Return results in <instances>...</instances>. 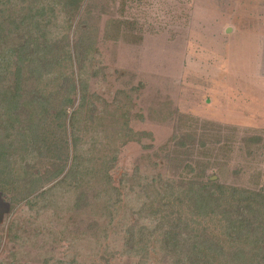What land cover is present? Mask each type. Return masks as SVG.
Listing matches in <instances>:
<instances>
[{"label":"rangeland","instance_id":"rangeland-1","mask_svg":"<svg viewBox=\"0 0 264 264\" xmlns=\"http://www.w3.org/2000/svg\"><path fill=\"white\" fill-rule=\"evenodd\" d=\"M56 1L57 10L65 7L68 12L72 6ZM180 1L181 8L176 0H84L69 20L62 14L65 25L55 41L63 49L68 41L72 45L77 41L82 47L80 57L88 63L85 81L92 105L80 107L76 94L68 113L79 112L74 123L83 129L79 134L88 147L83 148L87 150L81 159L89 157L90 164L71 169L65 181L61 180L67 169L51 178L37 192L56 186L54 191L37 205L27 204L30 197L8 202L9 196L5 200L0 194L3 264H42L51 253L58 258L69 253L72 264H190V237L196 232H207L223 244L219 259L251 264V245L224 242L225 231L192 213V204L184 196L177 212L174 205L165 208L155 190L158 182L195 175L197 170L192 169L200 164L209 167L207 175L214 182L264 194L263 2ZM22 4L13 0L8 6L0 4V9L19 10ZM228 12L244 33L232 35L231 26L221 25L228 20ZM118 18L126 22L120 26L119 40L111 27ZM82 28H88L89 38L93 36L92 46L91 40L83 41ZM58 68L71 77L79 64L64 59ZM25 70L29 100L22 106L24 112L29 111L31 98L51 93L56 97L64 86L62 76L56 84L47 85ZM69 123L68 133L73 134ZM13 149L11 166L18 169L23 182L30 181L33 171L40 175V169L49 168L46 174L52 177L53 165L48 166L42 156H36L28 168V154L23 149L13 154ZM150 181L158 188L152 186L154 193L145 194ZM179 217L192 222L182 235L189 236L182 255L169 241L182 230L171 224ZM141 224H146L147 239L137 246L148 244L151 249L140 263L129 254H116L115 260L110 254L116 252L112 240L120 243L128 225L141 230ZM155 228L154 238L150 237ZM108 245L110 253L105 252ZM241 251L247 256L238 259L235 253Z\"/></svg>","mask_w":264,"mask_h":264},{"label":"trees","instance_id":"trees-1","mask_svg":"<svg viewBox=\"0 0 264 264\" xmlns=\"http://www.w3.org/2000/svg\"><path fill=\"white\" fill-rule=\"evenodd\" d=\"M26 1H28L27 6L24 5ZM178 1L180 0H176L175 5L181 8L182 1ZM22 2L19 10L11 11L10 7L0 9V194L2 197L6 196L5 200L9 196L8 202L13 200L20 202L30 197L26 201L27 204L37 205L39 200L45 199L54 191L56 186L42 190L40 193L37 192L51 178L55 179L59 175L61 176L67 169V173L61 180L65 181L69 178L68 175H71V169L79 168L82 164H90L89 157L81 159L84 158V152L87 150L83 148L88 147L82 142L83 136L79 134V130L83 129L74 123L79 112L75 110L69 115L68 108L74 106V95L76 94H79L80 107L92 105V103L88 99L89 86L85 81V70L88 63L82 61L79 53V48L82 49V47L78 46L77 41L74 45L68 41L63 49L62 45L54 39L60 34V27L65 25L61 21L65 16L62 14H66L67 20H69L72 17L71 14L80 10L84 0H65L64 3L72 5L68 12L65 7L57 10L59 2L56 0H42V2L40 0L35 2L34 0H22ZM0 4L8 6L13 4V0H0ZM124 23H126L125 20L118 18L114 19L111 24V27L115 28L118 40L121 34L120 26ZM133 24L129 26L135 28L136 26ZM67 28L70 29L68 26ZM87 29H83V41L91 40L90 46H92L94 39L93 36L88 37ZM128 34H124L123 37L126 39ZM131 38L133 39L132 35ZM41 39H44L42 43ZM24 47H29V49L24 52ZM62 52H66V55L61 54ZM64 59L72 65L73 63L76 65V61L79 64L78 72L73 70L71 77L58 68ZM92 60L94 58L89 59L90 62ZM25 69H30V72L37 76L38 80L45 81L47 85L56 84L60 76L65 82L60 91L56 92L58 94L56 97L51 93V95L31 98L30 108L27 112L22 110V106L29 100L27 96L28 81L24 77L25 71H28ZM44 92H46L45 87ZM67 122H70L73 134L72 132L68 133ZM185 143L186 141H182V145ZM12 148H14L13 154H18V149H23L28 154L30 157L28 168L34 164L36 156H42L48 166L53 165L52 177L50 174H46L49 168H46L45 171L40 169V175L33 171L30 181L23 182L18 169L11 166ZM175 151L185 152L186 150L175 149ZM176 156L179 155L176 154ZM116 157L117 155H115ZM23 158L26 159V156ZM69 162L70 166L67 168ZM198 165V169H192L197 170L196 176L183 175L181 181L178 182L167 179L169 181L158 182L159 188L154 181L147 182L145 194L154 193L152 186L157 187L158 190L155 192L163 201V206L166 208L174 205L177 212L182 207L181 204L185 197V200L192 204V213H195L200 219L213 221L215 226H219L221 230L225 231L227 236L223 239L224 242L229 243L232 240V242L237 241L251 245L252 247L249 248L252 256L251 264H264V194L258 190L241 189L219 183V181L214 182L207 175L209 167ZM27 187H29L28 191ZM145 202L147 203V199ZM115 203H118L117 200ZM247 210H249L248 214H246ZM176 220L178 222L171 223L172 226L182 230L179 231V236L174 238L175 240H168L175 247V252L182 255V246L189 238V236L182 235L186 229L190 228L192 222L185 221L180 217ZM193 222L196 223V221ZM129 225L125 237L121 239L124 245H121V240L119 243L113 239L111 246L116 249V252L114 250V253H110L111 246L109 247V245L105 247V252L110 253L115 260L116 254H129L133 260L140 263L144 254L151 249L147 247L148 244L137 246L147 239V234H145L147 227L146 224H141V230H138L137 225L130 227ZM155 230L156 228L153 231L150 230L148 235L154 238ZM235 234L238 237H235ZM190 238H192L191 248L188 249V256L191 257L190 264H228L223 258L219 259L223 255L222 248L224 247H221L223 244L217 241L214 236L207 232L205 234L196 232ZM1 240L2 237H0V244ZM99 254L101 255V253ZM235 254L238 259L247 256L242 251ZM50 256V259L42 264H72V258H68L71 257L69 253L63 254L62 258H58L52 253ZM103 256L101 255L102 258H104ZM178 258L180 257L178 256ZM2 262L0 259V264H3ZM175 262L180 263L181 260L175 259Z\"/></svg>","mask_w":264,"mask_h":264},{"label":"crops","instance_id":"crops-1","mask_svg":"<svg viewBox=\"0 0 264 264\" xmlns=\"http://www.w3.org/2000/svg\"><path fill=\"white\" fill-rule=\"evenodd\" d=\"M258 2V1H260V2H263L262 3V7L264 8V0H253V2ZM229 3H230V0L228 1ZM253 2H249V3H251V4H253ZM255 4H257L258 5V3H255ZM254 12H257L258 14H260V16H263V13H261V11L260 10H255ZM228 15H229V12H228ZM222 19H223V16L221 17ZM235 18V17H234ZM234 18H232V13H231V15H229L228 16V20H226V21H224L221 25L222 26H231V28H230V31H231V29H233V32H232V35H238L239 33H244L246 30H239V29H237V25H236V23L234 22ZM254 33V32H253ZM235 40V39H234ZM233 43V42H232Z\"/></svg>","mask_w":264,"mask_h":264}]
</instances>
